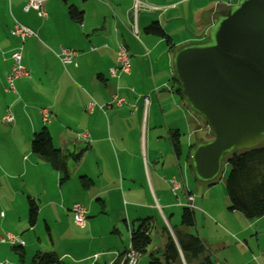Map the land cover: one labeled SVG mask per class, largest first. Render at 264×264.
<instances>
[{
	"label": "crops",
	"instance_id": "0c3cea01",
	"mask_svg": "<svg viewBox=\"0 0 264 264\" xmlns=\"http://www.w3.org/2000/svg\"><path fill=\"white\" fill-rule=\"evenodd\" d=\"M26 4L27 0H0V236L11 233L23 239L22 234L35 230L45 212L52 246L34 252L36 244L31 239H23V246L12 244L21 264L33 257L31 248L36 254L53 251L63 264H113L130 247L132 230L148 217L152 218V235L156 222L148 214L149 208L157 204L170 226L166 210L171 211L172 205L164 193L172 188L173 179L181 183L178 190L187 192L186 206L189 207L192 196L190 208L198 207L193 188L185 185V181L190 179L192 146L206 140L202 134L204 128L177 92L179 84L177 87L173 80L174 50L169 49L165 38L146 27L158 21L175 49L204 42L209 39L221 11L234 3L231 0H43L46 16L33 8L26 10ZM71 5L82 12L81 20L71 16ZM16 21L33 29L37 36L27 37L22 43L11 33ZM104 45L114 50L121 45L127 47L130 73L110 72L120 63L103 49ZM20 46H23L22 63L28 73L16 79L17 92H13L7 89V76L14 65L12 54ZM61 48L77 51L72 62L64 63L58 56ZM116 96L124 98L123 105L101 107ZM9 109L14 120L4 122L2 119ZM43 110L50 113L47 121ZM44 128L62 153L79 142H87L88 148L77 162L63 159L65 167L56 169L32 149L34 135ZM174 132L179 133V154L171 139ZM80 133L87 136L79 137ZM160 143H165V149ZM187 144H190L189 155L184 161ZM164 154L166 159L161 160ZM65 170L69 177L63 180ZM141 192L147 194L149 204L136 198L119 217L110 216L107 223L100 221L101 215L109 214L115 200L123 204L122 197L127 193L138 197ZM31 200L38 206L34 225L29 222ZM75 203L83 204L88 210L84 227L75 224L72 211ZM226 210L240 212L232 213L235 218L230 217L237 220L239 227L235 232L239 235L248 234L258 226L264 231V215L252 220L241 211L230 210L229 205L221 213ZM210 212L219 222L204 216V226L208 231L213 227L219 236L212 240L209 233L206 238L199 232L198 235L217 264H264L261 245L259 252L250 247L244 249L246 255L248 251L252 255H247L246 262L225 252L230 226L218 212L211 209ZM169 213L174 220L172 211ZM51 217L58 225L57 234L52 233ZM164 227L161 246L154 248V253L163 252L168 241ZM170 229L175 236L173 228ZM7 243L0 240V251L5 252L4 257L0 255V262L4 258L5 264H18Z\"/></svg>",
	"mask_w": 264,
	"mask_h": 264
},
{
	"label": "water",
	"instance_id": "95a60500",
	"mask_svg": "<svg viewBox=\"0 0 264 264\" xmlns=\"http://www.w3.org/2000/svg\"><path fill=\"white\" fill-rule=\"evenodd\" d=\"M181 95L205 122L212 138L196 144V176L214 180L235 151L264 143V0H240L221 11L209 39L174 51ZM87 142L65 148L77 162Z\"/></svg>",
	"mask_w": 264,
	"mask_h": 264
},
{
	"label": "trees",
	"instance_id": "16d2710c",
	"mask_svg": "<svg viewBox=\"0 0 264 264\" xmlns=\"http://www.w3.org/2000/svg\"><path fill=\"white\" fill-rule=\"evenodd\" d=\"M69 12L73 18L81 20L82 12L76 6L71 5ZM146 29L157 36L165 38L169 49L176 50L175 44L158 21L151 22ZM173 80L178 83L175 76ZM177 92L181 95L179 88H177ZM171 139L175 150L179 154V133L174 132ZM31 145L35 153L47 158L56 169L60 170L65 167L63 153L54 146L52 136L46 128L34 135ZM226 162L231 166L227 183V194L231 202L229 209L241 211L247 218L252 220L264 215V144L262 143L250 149L237 150ZM64 172L63 180L69 177L68 171L65 170ZM37 215L38 206L31 200L29 205V222L31 225L35 224ZM151 221V217L143 219L131 233V245L140 255L148 251V247L152 242ZM195 225V211L185 206L179 227L173 228L175 236L172 235L168 227H164L168 235L164 251L161 255L151 253L148 264H217L212 256L207 253L205 243L201 237L189 231V228ZM118 260L114 264H117ZM32 264L63 263L55 252L47 251L38 252L34 256Z\"/></svg>",
	"mask_w": 264,
	"mask_h": 264
},
{
	"label": "rangeland",
	"instance_id": "374dc122",
	"mask_svg": "<svg viewBox=\"0 0 264 264\" xmlns=\"http://www.w3.org/2000/svg\"><path fill=\"white\" fill-rule=\"evenodd\" d=\"M234 4L239 3L240 0H231ZM177 87H178V83H177ZM198 117V120L200 122V124L202 125V127L204 128V131H202V134H204V138L205 139H209L212 137L211 131L209 126L203 122L198 115H196ZM264 144V143H263ZM160 146L165 149V143H160ZM189 147L190 144H187V146L184 148V153L182 156V159L184 161H186V159L188 158L189 155ZM161 156V155H160ZM166 159V156L164 154V157L161 156V160ZM135 163V162H134ZM138 163V162H137ZM134 166V165H132ZM189 173H190V179L185 181V185H190L192 189V194L195 195V202L196 204H198V207H195V213H196V219H197V223L195 226L190 227L189 231L194 233V234H198V232L200 233V235L204 238L207 237V234L209 233L210 238L213 240L214 237L219 236V233L213 228L210 227L209 231L207 230V228L204 226V216L208 217V219H212L214 220V223L218 220L215 219V217H213V215H211L210 209L218 212L221 218H224L225 221L227 222V224H229V229H227V232L229 233V231L231 233L227 234L228 236V240H229V245L228 248L225 249V252H230L233 256V258L241 261L242 259L245 260V262L248 260L247 255L245 254V252H247V250H244L246 247H250L252 250H254L255 252H259V245L262 246V248L264 247V231H262V229L258 226L257 228H254L251 232H248V234H238L235 232L236 227H239V224L237 222L232 213H240V212H230L227 211L226 212H222L221 210L223 209H227V205H230V199L228 197L227 194V183H228V176L230 174V170H231V166L228 162L224 161L222 166H221V170L219 172V174L214 178V180H202L200 178H197L193 167L191 168V166L189 165L188 167ZM181 181H183L184 179H182L181 177L179 178ZM184 182V181H183ZM72 187V186H71ZM166 194L165 198L167 200H169L170 204L172 205V207L170 208V210L172 211L173 215H174V220H172V215L169 213L171 211L166 210V213L168 215V219H170V226L169 224H167V222L165 221L160 208L157 204L154 205V208H149L148 209V214L149 215H153L155 217V224L156 227L153 229L152 231V239L153 242L150 246V249L146 252L141 254L142 259L139 260V264H148L149 260H150V254L154 252V248H156L157 246H161V231H162V227H164L166 225V227H168V229L171 232V227L175 228V225H179L182 221V214H183V208L186 206V202L188 201V196H187V192L184 189L181 190H177L176 193L172 191V188H168V192L164 193ZM137 198V200L139 202H146L147 204L150 203L149 197L147 196V194L145 192H141V194L137 197L134 195H129V193H127L125 196L122 197V203H118L117 200H115L112 203V206L109 207V214L108 215H101L100 216V221L102 222H109L111 220L110 216L112 217H119L120 216V212L123 213L125 212V208L127 207V205L131 206V204L134 202L132 200H135ZM164 201V200H163ZM205 206V207H204ZM45 212L42 213V215L39 218V223L38 226L35 230H32L30 232H25L23 233V239L27 240V239H31L32 242H34L36 244L34 252L39 248L40 250H45L47 248V245H49V248H51V230L49 231L46 227V222H45ZM221 213V214H220ZM244 214V213H243ZM227 215V217L225 216ZM210 217V218H209ZM233 217V218H230ZM53 217H51V220L49 222V224L52 226V228H54V231H52V233H56L58 231V225L57 223H55L53 221ZM250 223V222H249ZM76 224V223H75ZM126 224V223H125ZM124 224V226L126 227V225ZM255 232H257L258 234H256ZM172 233V232H171ZM94 243V242H93ZM7 245L10 247L11 250H13V246L12 244L7 243ZM18 246V244L16 245ZM38 249V250H39ZM81 251H84L81 250ZM15 258L14 261H16L18 264L22 263V260L20 259L19 254L13 250ZM32 252L33 257L35 256L36 253H33V248L30 249V253ZM249 255L248 256H252L251 255V251H248ZM9 253V252H8ZM83 253V252H80ZM85 253V252H84ZM159 255L162 254V252H157ZM0 255H2L4 257L5 252L4 251H0ZM33 257L30 259H26V264H31L32 263V259ZM149 258L148 261L145 262V259ZM1 260H5L4 258H2ZM2 261V262H5ZM12 262V260H11ZM148 262V263H147Z\"/></svg>",
	"mask_w": 264,
	"mask_h": 264
},
{
	"label": "built area",
	"instance_id": "2783aa9c",
	"mask_svg": "<svg viewBox=\"0 0 264 264\" xmlns=\"http://www.w3.org/2000/svg\"><path fill=\"white\" fill-rule=\"evenodd\" d=\"M31 8L38 10L40 15L42 16L47 15L46 9L43 8V0H27L25 9L29 10ZM134 32L135 34H138V29L135 28ZM11 33L14 36L19 37L22 43L26 41L27 37L37 36V33L33 29L27 27L26 25L21 24L18 21L15 22L14 27L11 30ZM22 49L23 46H20L12 54V57L14 59V65L12 72L7 76V89L9 91L17 92L16 79L28 73L26 67L22 63ZM103 49L108 54L114 56L117 59V61L120 63L118 68L113 67L110 69V72L113 75H116L118 72L120 73L131 72L130 54L125 45H121L117 50L112 49L108 45H104ZM75 55H77V51L69 48H61L60 53H58V56L63 60L64 63L72 62L73 57ZM124 101H125L124 98L116 96L112 101L106 103L105 105H102L101 107L104 109H108L114 106H121L123 105ZM92 107L93 104L90 105V108ZM43 114L45 121H47L50 117V113L47 110H43ZM13 120H14V115L11 109H9L6 115L3 117L2 121L12 122ZM86 136H87L86 133L79 134V137H86ZM172 185H173L172 191L176 192L180 188L181 183H179V181H177L176 179H173ZM189 200H190L189 207H191L192 206L191 202L193 201V197L190 196ZM72 211L74 214L75 223L80 227H84L87 220V213H88L87 208L81 203H75L72 207ZM16 239H21V238L11 233H7L6 235L0 236V240L2 242H9L11 244H15ZM139 257H140V253L135 248H133L132 245H130V247H128L123 252L117 264H137ZM0 264H5V263L0 262Z\"/></svg>",
	"mask_w": 264,
	"mask_h": 264
},
{
	"label": "bare ground",
	"instance_id": "6f19581e",
	"mask_svg": "<svg viewBox=\"0 0 264 264\" xmlns=\"http://www.w3.org/2000/svg\"><path fill=\"white\" fill-rule=\"evenodd\" d=\"M15 244H18L20 246H23L25 244L24 240L23 239H16L15 240Z\"/></svg>",
	"mask_w": 264,
	"mask_h": 264
}]
</instances>
